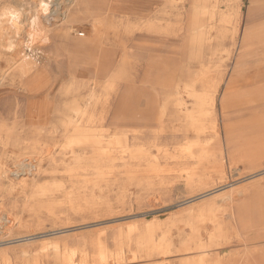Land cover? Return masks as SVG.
Instances as JSON below:
<instances>
[{
  "label": "rangeland",
  "instance_id": "obj_1",
  "mask_svg": "<svg viewBox=\"0 0 264 264\" xmlns=\"http://www.w3.org/2000/svg\"><path fill=\"white\" fill-rule=\"evenodd\" d=\"M46 1L42 23L60 26L72 2ZM29 2H12L20 30H0V66L27 62L18 81L0 85V125L10 133L0 161L12 171L46 145L57 163L0 182V264H101L100 253L102 264H264V0H86L76 36L91 32L99 7V29L118 40L119 71L99 79L109 56L98 64L86 47L37 50ZM240 55L243 77L222 110ZM93 81L96 150L105 155L98 170L83 163L67 173L62 159L73 151L88 161L93 148L67 147L60 124L54 138L32 130L70 115L68 101L90 94Z\"/></svg>",
  "mask_w": 264,
  "mask_h": 264
},
{
  "label": "bare ground",
  "instance_id": "obj_2",
  "mask_svg": "<svg viewBox=\"0 0 264 264\" xmlns=\"http://www.w3.org/2000/svg\"><path fill=\"white\" fill-rule=\"evenodd\" d=\"M13 1L14 0H0V30L3 25H7L10 26L11 28L20 30V28L18 27L19 23L17 22V20L21 13V10H17L15 7H13L14 6L12 4ZM29 1H30L29 3L25 4L27 7L31 8V5L33 6V8L37 7V10L34 12V14L29 17L28 19L29 21L27 25L28 36L31 38L30 40L32 42L36 43L37 50H39L41 53L44 54V51L48 47L54 46L55 47L54 53L58 55L60 51H67L68 49L75 50L77 48L86 47L87 49H90L92 51L91 53L92 55L94 54L95 60L98 64L99 61H103V59H105V56H109L112 59L111 60L112 63L109 64V66H106V68H108V72L106 74L99 73L98 75H95L97 79L102 78L107 74H110L113 77L116 74V72L119 71L118 61L114 62V60L116 61L117 54L119 53L117 47L118 40L116 34L113 32V37L111 39V37H108V34H104L99 29V27L101 26L100 22L102 21V18H100L101 8L98 7L95 10L94 15L96 18L93 20L94 25H93V29L90 30L91 32L88 34L84 31L81 32L79 36H76L77 30H75L73 24L79 21L78 20L79 7L81 5L84 6L86 4V0H68L72 2V6L67 7L66 5H64L63 17L61 16L63 18V22L60 26L57 27L52 25L51 23H47V25H44L42 23V19L46 20L47 13L45 12L47 11L49 2H47L46 0H29ZM198 1L199 0H196V2ZM23 4L24 3H22V5ZM60 5L62 6L63 4H59L58 6ZM30 14L31 13L29 12L28 15ZM7 39H9L10 41V38ZM2 40H3V36H2ZM55 41L58 42L55 43ZM249 41H250V32L248 29H246L244 32V36L241 40L240 46L247 50L249 46ZM6 45L8 44L6 43ZM10 48H11L10 46L7 47V49ZM48 59L49 56L47 57V55H45V61H47ZM245 60H246L245 56L243 57L239 56L235 61V66L232 70V75L230 77L231 79L228 80L226 88L222 95V100H221L222 110H225L228 106V102L230 100L229 92L232 83L235 84L236 80L241 79L243 77L242 69ZM18 62L19 61L15 59L11 61L3 62L4 66L3 67L0 66V71L2 73L0 79V85L6 79L13 81V80H17L18 77L22 75L23 70L26 68L27 62L25 61V59L21 60L19 63ZM58 81L60 83L59 85H62L61 84L62 80H58ZM72 82L75 83L74 81ZM97 83H98L97 81H93V83H91V85H94L93 88L90 86L89 88L87 86H84V88L87 87L85 88L86 92L87 91L90 92V94H88L86 97L76 98L72 96V98L68 101L73 106L72 108L73 110L70 115L64 116L61 114L59 116L58 114H52L50 115L48 119V123L45 127L37 126L32 130V133L37 136H39V134L42 131H44L46 134H49L50 137L54 138L53 134L55 131H53L52 129H56V127L60 124L62 126V131L64 132V135L66 137V141H68L66 145L67 147L70 148L73 146H77V147L87 146L93 148L92 157L88 161L84 162L79 156H76L73 151L70 152V154L73 156L71 162H69L66 159H62L60 165L66 167L65 169L67 173L69 172L71 173L73 171L78 170L80 164L83 163H87V164L91 163L95 168H98L99 163L102 161L103 156L105 155L104 152H100L96 150L100 148V146H103L99 143L100 138H97V136L95 135L96 134L95 126L96 125L98 126L97 123L101 124L102 122L101 120L97 122L95 121L93 122V118H92L93 110L96 107L95 106L96 98L92 95V93L95 90V87L98 85ZM48 85L49 87L54 88L56 86V81L53 82V80H51ZM60 90L62 95L64 93L69 92V90L63 86H60ZM47 92L48 91H44V93ZM19 94L21 95L23 101H26V98L28 96L29 97L32 96L26 93V91L24 90L20 91ZM18 96L16 95V100H15L16 104H19L18 100H20V98ZM15 113L18 114V112ZM190 122L191 124H193L195 120L191 117ZM197 129L198 127L196 125V129L193 128V131L198 133ZM9 134L10 133L7 131V129H5V125L4 126L0 125V138L1 136H5L7 138ZM224 135L226 136L225 142L227 143V145H230L231 142L229 138L228 128L224 129ZM34 147L36 148L39 147L38 141L34 143ZM39 149L40 150L37 153L39 156H41L40 159H37L36 157H32V158L26 156L24 157V155H22L23 157L15 159L13 163L14 170L12 171L4 169L0 161V182L2 180H8L10 176L17 177L22 173L31 174L35 166L39 165L42 160H47L48 162L53 164L57 163V159L55 158L56 157L55 153L53 152L52 149L49 148V146L45 145ZM233 151H235V149ZM235 153L236 152H232V157L234 156ZM64 156H66V153L63 154V157ZM72 164L78 167L77 168H75V166L70 167V165ZM261 173H264V171H262ZM99 257H100V262L102 264V262L105 261V256H101L99 254Z\"/></svg>",
  "mask_w": 264,
  "mask_h": 264
},
{
  "label": "crops",
  "instance_id": "obj_3",
  "mask_svg": "<svg viewBox=\"0 0 264 264\" xmlns=\"http://www.w3.org/2000/svg\"><path fill=\"white\" fill-rule=\"evenodd\" d=\"M250 37H251V35H250ZM240 56H242V55H240ZM242 57H243V56H242ZM93 168H94L95 170H98V168H95L94 166H93ZM76 171H77V170H76ZM100 255H101V256H104L103 253H100ZM102 263H103V262H102Z\"/></svg>",
  "mask_w": 264,
  "mask_h": 264
}]
</instances>
